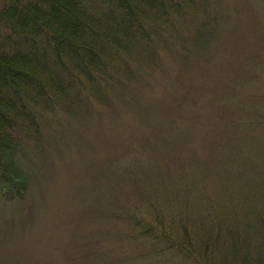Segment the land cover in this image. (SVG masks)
<instances>
[{
    "label": "rangeland",
    "instance_id": "374dc122",
    "mask_svg": "<svg viewBox=\"0 0 264 264\" xmlns=\"http://www.w3.org/2000/svg\"><path fill=\"white\" fill-rule=\"evenodd\" d=\"M220 3L226 22L202 37L200 58L178 63L160 49L144 83L114 107L94 102V113L78 120L43 113L41 147L0 153V174L26 184L20 193L0 179V264H178L166 254L136 256L134 223L116 215L127 219L140 204L139 228L179 236L180 221L193 228L208 196L221 206L234 201L239 190L223 198L210 174L203 187L200 167L220 169L217 152L228 150L219 116L226 124L261 116L250 139L264 145V0ZM188 186L201 202L184 201ZM164 187L176 198L167 199ZM224 188L234 194L238 187L229 178ZM141 192L157 193L154 207L141 204Z\"/></svg>",
    "mask_w": 264,
    "mask_h": 264
},
{
    "label": "trees",
    "instance_id": "16d2710c",
    "mask_svg": "<svg viewBox=\"0 0 264 264\" xmlns=\"http://www.w3.org/2000/svg\"><path fill=\"white\" fill-rule=\"evenodd\" d=\"M225 9L220 0H0V153L41 147L43 113L78 120L94 113V102L114 107L135 83H144L160 49L176 55L178 63L187 55L200 58L202 37L218 32ZM248 114L231 124L219 116L228 150L215 151L220 169L200 167L202 186L210 174L216 192L224 189L223 198L239 190L234 201L221 206L208 196L193 228L180 221L179 236L153 232L151 224L139 228L134 208L140 204H133L127 219L116 218L134 223L131 237L141 250L136 256L166 254L178 264H264V145L250 139L263 120ZM189 120L201 124L197 117ZM229 178L238 187L234 194L224 188ZM0 179L20 193L26 188L3 173ZM190 186L184 201L191 196L201 202ZM166 189L167 199L176 198ZM151 195L157 193L141 192V204L154 207Z\"/></svg>",
    "mask_w": 264,
    "mask_h": 264
}]
</instances>
